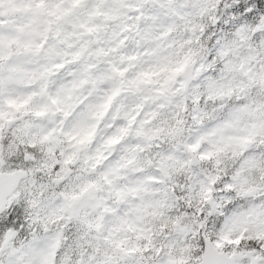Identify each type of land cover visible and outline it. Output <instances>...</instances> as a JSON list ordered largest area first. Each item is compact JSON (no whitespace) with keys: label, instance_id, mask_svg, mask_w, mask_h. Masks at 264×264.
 Here are the masks:
<instances>
[{"label":"clouds","instance_id":"1","mask_svg":"<svg viewBox=\"0 0 264 264\" xmlns=\"http://www.w3.org/2000/svg\"><path fill=\"white\" fill-rule=\"evenodd\" d=\"M0 264H264V0H0Z\"/></svg>","mask_w":264,"mask_h":264}]
</instances>
